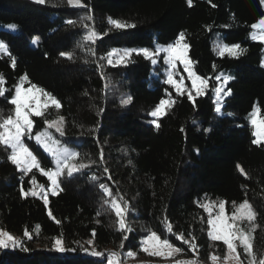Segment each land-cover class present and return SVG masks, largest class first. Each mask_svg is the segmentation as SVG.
Segmentation results:
<instances>
[{"label":"trees","instance_id":"16d2710c","mask_svg":"<svg viewBox=\"0 0 264 264\" xmlns=\"http://www.w3.org/2000/svg\"><path fill=\"white\" fill-rule=\"evenodd\" d=\"M83 3L88 7H69L67 0L43 4L0 0V41L8 45L16 60L13 67L9 56L0 54V74L8 97L0 96V112L9 114L13 106L8 100L19 78L27 75L31 84L61 101L59 112L50 108L46 115L48 119L58 114L65 117L66 135L57 137L81 154L78 163L89 164L72 177H61L63 191L49 194L46 207L38 196L21 197L22 185L25 191L33 186L28 183L31 174L21 179L22 174L8 160L10 149L0 146V229L22 239L29 249H0V264H107L109 251L120 256L133 251L134 259L148 260L145 264H175V257H194L206 264L211 261L210 254L222 257L225 252L222 242L208 237V213L198 206L206 200L224 201L226 212L231 213L233 202L247 199L257 213L254 251L264 253V145L252 143L253 130L247 119L254 105L264 116V43L250 38L251 25L264 17L260 0H192L191 6L187 0ZM86 16L93 18L85 22L98 33H107L89 45L97 60L113 47L154 49L184 32L194 69L208 79L206 94L196 98L195 107L186 95L176 97L163 83V54L156 65L133 53L126 65L113 67L103 61L102 67H97L93 58L77 47L87 31L79 21ZM109 17L135 27L113 29ZM67 20L76 23L68 25ZM13 24L16 28L10 29ZM218 42L239 44L246 51L237 58L220 57ZM61 52H73L74 58L66 59ZM102 73L108 78L107 87ZM221 73L233 77L226 86L232 91L217 114L212 89L215 76ZM165 89L176 103L157 129L150 123L149 112L166 98ZM122 95L132 97L126 106L120 103ZM33 119L38 124L34 132L44 127L42 119ZM24 139L46 166H54L34 140ZM237 164L247 178L239 173ZM35 175L38 183L48 184L39 172ZM101 183L127 201L126 222L132 231L118 230L115 212L104 203L108 198L99 187ZM165 217L175 233L195 237V252L166 231ZM149 229L168 238L182 252L163 262L142 251L140 242ZM25 230L31 240L23 236ZM58 236L75 251L56 252L52 240ZM89 240L92 245L87 244ZM92 247L105 256L90 255Z\"/></svg>","mask_w":264,"mask_h":264},{"label":"snow or ice","instance_id":"6c2138e0","mask_svg":"<svg viewBox=\"0 0 264 264\" xmlns=\"http://www.w3.org/2000/svg\"><path fill=\"white\" fill-rule=\"evenodd\" d=\"M34 2L43 4L46 0H34ZM187 2L189 6L192 5V0H187ZM260 3L264 5V0H260ZM67 4L69 7L74 8L88 7L87 4L83 3V0H67ZM213 7H215V5H213ZM92 19L91 16L82 17L80 19L79 23L87 29V31L83 35L82 40L78 42L77 47L91 56L93 58L92 62L97 63V67H102L101 62L103 61H106L107 65L113 67L126 65L130 62L133 53L143 56L144 59L156 65L161 58V54H163V62L167 65L165 71L166 78L163 80V83L169 85L170 88L174 90L176 97L186 95L187 99L193 102V106L195 107L196 98L206 94L209 87L208 79L199 75L194 69L195 61L188 56L190 46L184 32H180L174 41L167 45L156 44L154 49H121L113 47L97 60L94 47H90L89 45H95L96 41L100 39L102 35H107V33H98L94 27H91L85 22L91 21ZM66 23L68 25H74L76 21L67 20ZM108 23L111 28L116 30L135 27L134 24L122 22L111 17L108 18ZM8 27L10 29H15L16 25L13 24ZM251 27L254 31L250 34V38L253 41L264 43V17H261L259 21L252 24ZM33 43H36V41L34 40ZM216 51L217 55L220 57L227 55L228 57L237 58L242 55L246 49L241 48L239 44L218 42L216 44ZM0 54L9 56L12 66L15 67V57L11 55L8 45L4 41H0ZM60 56L72 60L74 58V53L61 52ZM84 62L88 63L89 61L85 59ZM178 64L182 65L183 72L187 74L186 77L179 73L177 68ZM262 66H264V61H262ZM215 68L216 66L214 64L213 69L215 70ZM177 76H179V79H176ZM101 78L105 79V86L107 87L108 78L103 73L101 74ZM185 78L191 82V87L185 86ZM232 79L233 77L230 74L221 73L215 76L216 84L212 90L215 94L214 110L217 114H220L222 111L224 98L231 95V88L226 86ZM25 82H29L27 75L21 76L19 82L15 85L14 95L8 100L9 104L13 106L9 114L5 116L3 112H0V146H3L5 151L10 149L8 160L15 165L16 169L22 174L21 179L31 174L28 183L34 187L25 191L22 185L20 188L21 197L39 196L47 207L49 202L48 194L51 193V195L55 196L58 192L63 191L61 187V177L65 174H67L68 177H72L74 173H79L83 169L89 167V164L82 162L78 163L77 160L81 158V154L74 149L66 147L61 139L57 137L56 134H58L60 138L66 135L65 117L58 114L55 119H48L46 115L50 108L59 112L62 107L61 101L51 92L38 87L36 84H31L29 82L30 87L25 89ZM4 85L5 79L3 75L0 74V96H4L7 99V89ZM29 93H32V95L29 96ZM36 93L41 94L45 98L42 104L37 102ZM165 96L166 98H161L153 110L149 112V115L152 117L150 123L157 129L161 126L159 123L160 119L164 117L176 103V99L173 98L168 89H165ZM131 101V96L125 98L122 95L120 103L126 106ZM260 112L261 109L254 105L249 114V122L253 129L252 136L255 137L252 143L264 145V116H261ZM229 115H231V113H229ZM34 117H39L44 122V127L40 131L34 132V127H38V124L33 119ZM181 131H183V129H181ZM204 131L208 132L210 129H204ZM25 137H27L28 140H34L35 143L51 157L54 167H48L44 164L43 157L36 153L35 150L25 142ZM237 170L242 176L247 178V173L239 164H237ZM104 171L107 173L108 169L105 168ZM36 172H39L41 176L47 178V190H45L43 184L37 182ZM92 179L95 180L96 177L93 176ZM109 179H111L110 176ZM99 187L103 191L105 197L108 198L105 199L104 203L108 204L115 212L118 230L122 233L132 231L131 227L126 222V214L130 210L127 201H124L123 197L113 195L107 184L101 183ZM198 206L208 213V237L212 241L222 242L226 248V253L223 256V260L226 264H264V253L258 254L254 251L253 233L258 226L256 223L257 213L247 199L239 204L233 202V210L230 215H226L225 202L222 200L218 202V205L215 202L206 201L199 203ZM213 209H215V211H213ZM48 215L55 219L51 211H49ZM97 215H99V213H97ZM56 222L60 223L58 220ZM164 224L168 233L175 235L177 240L188 245L189 249L193 252L196 251L197 245L194 236L188 239L183 233H175L173 231V226L168 222L166 217ZM23 236L28 240L32 239V236L27 230L24 231ZM189 236H191V233H189ZM87 244L92 245L93 241L89 240ZM140 244L141 250L150 256L173 257L182 252V249L174 246L168 238H161L156 231L151 229L147 231V235L143 237ZM52 246L53 249L59 253L75 251V249L66 247L61 236L53 238ZM81 247L83 251H89L88 248ZM121 247H123V244H121ZM17 248L25 252L29 251L22 239L17 238L6 230L0 229V249L14 250ZM89 254L94 257L105 256L104 252L96 250L95 247L91 248ZM135 256L136 253L133 251H128L126 253V258ZM119 257V252L109 251L107 254V264H122ZM209 259L212 261V264H217L220 258L217 255L210 254ZM175 264H198V261L176 260Z\"/></svg>","mask_w":264,"mask_h":264},{"label":"rangeland","instance_id":"374dc122","mask_svg":"<svg viewBox=\"0 0 264 264\" xmlns=\"http://www.w3.org/2000/svg\"><path fill=\"white\" fill-rule=\"evenodd\" d=\"M263 7H264V5H263ZM259 21V20H258ZM258 21H256L255 23H257ZM253 29L251 30V32H250V34L251 33H253ZM262 61H264V54H263V57H262ZM166 68H167V65H166ZM166 68L164 69V72L166 71ZM177 68H178V71H179V73L181 74V75H183V76H187V74L186 73H184L183 72V67H182V65H177ZM223 74H228V73H223ZM165 78H166V76H165ZM176 79H179V76H177L176 77ZM19 82V81H18ZM184 83H185V86H187V87H191V82L189 81V80H187V78H185V81H184ZM28 87H30V85L29 86H26L25 84H24V88L25 89H27ZM32 95V93H29V96H31ZM36 96H37V102L38 103H43L44 102V97L41 95V94H39V93H36ZM214 97H215V94H214ZM256 106V105H255ZM253 109V108H252ZM252 111V110H251ZM251 111L248 113V115H247V119H248V121H249V114L251 113ZM250 123V122H249ZM251 125V124H250ZM41 129H43V128H41ZM40 129V130H41ZM40 130H37V131H40ZM253 130V129H252ZM254 139H255V137H254ZM66 147H68V148H70V149H74V150H76L74 147H72V146H66ZM77 151V150H76ZM54 167V166H53ZM40 184V183H39ZM44 185V184H43ZM45 186V190H47V186H48V184L47 185H44ZM34 186H32V188H33ZM49 194H51V193H49ZM48 194V195H49ZM39 197V196H38ZM207 202H215L217 205H218V202L219 201H210V200H206ZM206 201H204V202H206ZM213 211H215V209H213ZM225 213H226V215H230L231 213H227L226 212V209H225ZM242 251V250H241ZM225 253H226V248H225V252H224V255H225ZM215 255V254H214ZM223 255V256H224ZM174 256H176V255H174ZM173 256V257H174ZM223 256L222 257H219L220 259H219V261L217 262V264H226V262L223 260ZM121 257H122V259H121V262H123V264H145V263H147V261L148 260H145V259H134V257H127L126 258V255H121ZM156 257V256H155ZM158 259H160L161 261H163V262H167V261H169L170 260V258L171 257H157ZM174 261H176V260H181L182 258L181 257H175V258H172ZM206 264H212V261H209V263H206Z\"/></svg>","mask_w":264,"mask_h":264},{"label":"built area","instance_id":"2783aa9c","mask_svg":"<svg viewBox=\"0 0 264 264\" xmlns=\"http://www.w3.org/2000/svg\"><path fill=\"white\" fill-rule=\"evenodd\" d=\"M120 257H119V259H120ZM183 260H196V259L194 257H192V258H187V259H181V261H183ZM196 261H198V264H203L200 260H196Z\"/></svg>","mask_w":264,"mask_h":264}]
</instances>
